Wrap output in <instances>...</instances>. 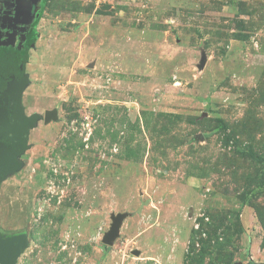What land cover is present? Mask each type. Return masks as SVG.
Masks as SVG:
<instances>
[{
    "label": "rangeland",
    "instance_id": "rangeland-1",
    "mask_svg": "<svg viewBox=\"0 0 264 264\" xmlns=\"http://www.w3.org/2000/svg\"><path fill=\"white\" fill-rule=\"evenodd\" d=\"M37 31L17 264H264V0H49Z\"/></svg>",
    "mask_w": 264,
    "mask_h": 264
},
{
    "label": "water",
    "instance_id": "water-1",
    "mask_svg": "<svg viewBox=\"0 0 264 264\" xmlns=\"http://www.w3.org/2000/svg\"><path fill=\"white\" fill-rule=\"evenodd\" d=\"M28 62L29 58L26 57L25 60L21 62L20 67H14L8 62H5L2 65L0 64V91L5 90L8 86L17 85L15 86L17 88V93L13 98V110L17 111V114L21 119L20 121L24 124L22 127V135H20L19 131L17 132L15 129H12V127L8 130V134H10L9 137L6 135H0V185L11 171L18 168L17 158H19L27 149L30 130L35 128L36 120L38 119V116H33L31 118L25 117L24 109L21 104L26 87V84L22 83L21 80H25L23 75L25 73V66ZM205 64L206 60H203L200 68H204ZM13 71L17 72L16 75H13ZM10 75L16 80L15 83H9L7 81V77ZM3 100L4 99L0 97V118L6 116V114L3 113L1 105ZM57 120L58 112L56 110L48 111L44 115V121L46 123ZM2 121L4 123L6 122L0 119V123H2ZM18 126L19 125H17V127ZM19 128L21 129V126H19ZM123 219V214H117L113 217L112 226L109 232L104 236L103 244L111 245L114 242L116 237L119 235ZM28 246L29 244L27 239L22 236L6 238L0 234V264H17L20 256Z\"/></svg>",
    "mask_w": 264,
    "mask_h": 264
},
{
    "label": "flooded vegetation",
    "instance_id": "flooded-vegetation-1",
    "mask_svg": "<svg viewBox=\"0 0 264 264\" xmlns=\"http://www.w3.org/2000/svg\"><path fill=\"white\" fill-rule=\"evenodd\" d=\"M1 1L0 64L2 65L5 62H8L14 67H20L21 62L24 61L26 57L30 59V51L34 47L32 41L35 34L38 33L37 18L40 15L42 0H39L38 2L30 1L29 5L27 4L28 6H26V4L21 0H8V3L6 0ZM16 73L17 72L13 71V75H16ZM7 81L9 83L16 82L11 75L7 77ZM15 86H8L5 90L0 91V97L4 99L1 102L3 113L6 114V116L0 118L1 120L6 121L5 123L3 121L0 123L1 136L6 135L9 137L10 134H8V130L10 127L15 129L17 132L19 131L20 135L23 133L22 127L24 124L20 121L21 119L17 114V111L13 110V98L17 93V88ZM23 109L25 117L31 118L34 116H28L24 106ZM17 125L21 126V129L19 126L17 127Z\"/></svg>",
    "mask_w": 264,
    "mask_h": 264
},
{
    "label": "trees",
    "instance_id": "trees-1",
    "mask_svg": "<svg viewBox=\"0 0 264 264\" xmlns=\"http://www.w3.org/2000/svg\"><path fill=\"white\" fill-rule=\"evenodd\" d=\"M48 2H49V0H42V4H41V10H42V12H41V14L38 16V18H37V21H38V22L40 21V19H41V17H42L43 10L46 8ZM38 22H37V23H38ZM37 38H38V33H36L35 36H34V39H33V41H32V44H33V45L35 44ZM20 235H21L22 237L26 238V235H25V234L22 233V234H20Z\"/></svg>",
    "mask_w": 264,
    "mask_h": 264
}]
</instances>
